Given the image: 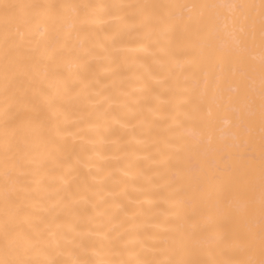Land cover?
I'll use <instances>...</instances> for the list:
<instances>
[{
  "label": "snow or ice",
  "instance_id": "6c2138e0",
  "mask_svg": "<svg viewBox=\"0 0 264 264\" xmlns=\"http://www.w3.org/2000/svg\"><path fill=\"white\" fill-rule=\"evenodd\" d=\"M0 264H264V0H0Z\"/></svg>",
  "mask_w": 264,
  "mask_h": 264
},
{
  "label": "bare ground",
  "instance_id": "6f19581e",
  "mask_svg": "<svg viewBox=\"0 0 264 264\" xmlns=\"http://www.w3.org/2000/svg\"><path fill=\"white\" fill-rule=\"evenodd\" d=\"M108 2H111V0H108ZM173 2H185V0H173ZM199 2H224V0H199ZM99 35H100V38L103 39L104 33H100ZM42 39H44V38L41 37L39 35V33H37L35 38H34L35 41H39V40H42ZM95 39L96 38L93 37V40H95ZM143 71H144L143 68H139V67H136L134 65L133 68L128 73V75L134 77L135 75H139L140 73H143ZM116 114H117L118 117H121L123 119H128V116L124 112H122L120 110H117ZM131 122L133 124H136L135 120H132ZM84 133L86 135H94L92 133H89L88 129L86 127L84 129ZM141 135H142V128L140 126H137L134 130L128 129V130H126L124 132V141H126V142L130 141L131 143H130L128 149H127L128 155L127 156H122V158L119 161V166L120 167H125L127 165L128 161L133 159L134 149L137 148V147H140V146L135 144V139L140 137ZM94 138L97 139V140L99 139V137L95 136V135H94ZM109 139H112V137H109ZM86 147L89 149V151L83 153V155L85 157L92 155L90 150H91V148L93 146L92 145H86ZM95 148L98 151H102L104 153V155L108 157V161L107 162L101 161L97 157L93 156V161H94V167L92 168L93 172L96 171V166L104 165L106 163L110 164L113 169H115L117 167V162L112 160L111 157H112L113 154H115L117 156H120L121 153H118V152L114 153V147L113 146L100 145V144L97 143L95 145ZM85 171H87V169H85ZM105 171H107V168H105ZM135 171H136L135 168L131 169V174L132 175H130L129 177L125 178V179H127L129 181V184L127 185L129 190H131L130 181L132 179V176H134ZM100 175L103 176L104 172H101ZM116 175H119V173H116ZM111 187H112L111 181H105L103 183L97 181V189L96 190L100 193V195H103L104 192L106 191V189L111 188ZM120 187L123 188V187H125V185L121 184Z\"/></svg>",
  "mask_w": 264,
  "mask_h": 264
}]
</instances>
